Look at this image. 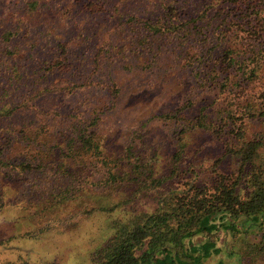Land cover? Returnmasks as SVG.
<instances>
[{
	"label": "trees",
	"instance_id": "16d2710c",
	"mask_svg": "<svg viewBox=\"0 0 264 264\" xmlns=\"http://www.w3.org/2000/svg\"><path fill=\"white\" fill-rule=\"evenodd\" d=\"M47 1L23 0L20 15L4 16L10 25L2 27L0 20V68L10 85L24 79L18 63L24 57L20 39L37 28L57 39L49 28L55 15L46 8ZM136 1L150 5V14L131 13ZM97 2L86 8L104 11ZM106 2L127 28L131 46L141 45L138 53L151 43L148 37L178 42L174 45L185 64L204 69L199 86L205 94L154 115L177 127L176 149L166 157L159 153L160 143L136 130L118 127L121 140L109 134L102 116L120 108L117 87L98 108H75L57 125L50 118L1 126L24 109L22 100L9 99L5 87L0 98V264H54L48 256L46 263L32 260L18 241L41 239L43 233L59 239L70 229L51 224L78 213L108 214L107 237L88 264H208L220 252L221 233L235 237L251 227L259 229L254 241L241 237L230 253H238L245 264H264V0ZM58 46L68 53L65 45ZM54 60L50 69L62 66L61 59ZM195 75L199 77L197 71ZM193 130L215 134L223 149L216 163L231 157L235 171H213L210 180L202 181L190 175L184 183L165 188L174 174L189 171L182 169L187 154L183 141ZM138 196H151L154 207L113 215ZM34 227L30 236L26 230Z\"/></svg>",
	"mask_w": 264,
	"mask_h": 264
},
{
	"label": "rangeland",
	"instance_id": "374dc122",
	"mask_svg": "<svg viewBox=\"0 0 264 264\" xmlns=\"http://www.w3.org/2000/svg\"><path fill=\"white\" fill-rule=\"evenodd\" d=\"M90 1L104 7V11L93 13L86 8ZM104 0H48L46 8L54 13L49 28L56 35L46 36L44 30L33 29L27 39H20L21 53L24 57L18 60L23 65L20 73L24 76L19 82L11 80L4 68H0V98L7 88L9 99L23 101L24 109L19 111L16 119L5 121L9 123L34 122L53 118L57 125L60 117H67L75 108L88 112L86 109L97 107L105 97H113V88L120 90L118 102L120 108L107 111L102 118L108 123L109 134L118 139V127L124 131L136 130L144 134L146 139L160 143V155L168 157L176 149L177 127L171 122H163L154 115L162 109H174L188 99L204 96L200 78L204 75L202 66L194 64V70L185 64V58L180 55V49L174 45L178 42L168 39L152 40L144 43V51L138 53L141 45H132L127 41L130 35L120 24V20L110 4ZM112 1V2H111ZM23 0H3L0 10L1 25L5 24L4 16L17 13L20 15ZM111 5L113 0H110ZM150 5L143 2H133L129 10L139 15H149ZM16 15V14H15ZM11 18V17H9ZM33 17L28 18V22ZM81 30V31H80ZM144 34V33H143ZM86 36L88 38H86ZM65 45L67 54L61 52L58 46ZM98 57V59H97ZM59 58L63 61L61 67L50 69L49 64ZM1 60V59H0ZM56 60H54L55 62ZM199 73V77L195 72ZM79 84L81 87L72 91H62L64 87ZM98 108V107H97ZM57 111V114H55ZM48 113V114H46ZM101 117V116H100ZM145 122V125L141 124ZM258 127L252 123V130ZM146 129V133L145 132ZM3 134V132H2ZM215 134L203 131H189L185 137V151L182 169L194 173L181 172L167 181L168 185L178 186L187 181L190 175L198 180H210L213 171L232 173L235 171L234 159L221 156L223 149ZM143 139H139V141ZM148 140V141H149ZM187 156V157H186ZM165 163H162L164 165ZM214 169V170H213ZM164 172L167 169L163 170ZM153 193V192H150ZM154 194V193H153ZM89 203L90 198H87ZM104 203V201L96 200ZM154 201L151 196L136 197L133 204L117 208L113 215L121 217L128 210H151ZM99 214V213H96ZM77 214L69 218L65 216L61 222H53L55 228L70 229L59 239L54 234L43 233L41 239L34 241H18L22 250L29 251V256L35 261L47 262V256L54 264H88L98 243L107 237L108 214L103 216ZM41 225V224H40ZM75 225V226H73ZM29 230V231H28ZM241 230V229H240ZM258 227H251L247 234H235L230 237L221 233L219 237L220 252L208 260V264H245L247 260L233 250L240 238L253 242L257 237ZM30 236L36 232V227L26 230ZM65 232V231H61ZM23 233V232H22ZM49 250V251H46ZM26 251H22L25 255ZM46 251V253H44Z\"/></svg>",
	"mask_w": 264,
	"mask_h": 264
}]
</instances>
